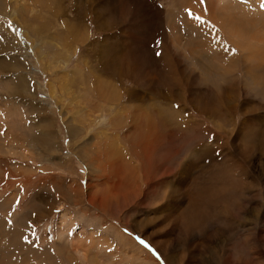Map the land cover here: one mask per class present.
I'll return each instance as SVG.
<instances>
[{"label": "rangeland", "instance_id": "rangeland-1", "mask_svg": "<svg viewBox=\"0 0 264 264\" xmlns=\"http://www.w3.org/2000/svg\"><path fill=\"white\" fill-rule=\"evenodd\" d=\"M261 2L0 0V264H264Z\"/></svg>", "mask_w": 264, "mask_h": 264}, {"label": "bare ground", "instance_id": "bare-ground-1", "mask_svg": "<svg viewBox=\"0 0 264 264\" xmlns=\"http://www.w3.org/2000/svg\"><path fill=\"white\" fill-rule=\"evenodd\" d=\"M189 34L191 35V32H189ZM255 36V35H254ZM180 45V44H179ZM187 46V45H186ZM192 46V45H191ZM130 47V46H129ZM192 52V51H191ZM190 52V53H191ZM194 52V51H193ZM138 57V56H137ZM200 57V56H199ZM199 57H197V58H199ZM196 58V59H197ZM199 60V59H198ZM90 68V67H89ZM200 68V67H199ZM96 71V70H95ZM104 73V72H103ZM102 75V76H101ZM101 75H97V76H95L96 77V79H94L95 80V86H96V88H97V90L98 89H105V90H110L108 87H107V85L105 84L106 82H109V83H112V82H110V80H106V76H104L102 73H101ZM83 76V75H82ZM94 77V78H95ZM154 78V77H153ZM88 80V79H87ZM90 80V79H89ZM113 81V80H112ZM149 81V80H148ZM83 83V82H82ZM114 83V82H113ZM112 83V84H113ZM90 84V83H89ZM93 85V84H92ZM85 86V85H84ZM114 87V86H113ZM113 87L111 88V89H113ZM117 87H118V85H117ZM102 95H103V93H102ZM146 95H144L143 97H145ZM108 97H109V95H108ZM108 97H107V99H108ZM111 97V96H110ZM97 98H98V96H97ZM106 100V99H105ZM103 101V100H102ZM111 108V107H110ZM155 116V115H154ZM160 118H161V113L158 115ZM150 117L152 118V116L150 115ZM149 117V118H150ZM147 121V120H146ZM145 121V122H146ZM144 123V122H143ZM150 123V122H149ZM140 126H142V125H140ZM147 126H149V125H147ZM150 126H151V124H150ZM153 126V125H152ZM157 126V125H156ZM116 128V127H115ZM117 129V128H116ZM157 128H149V130H147V128H146V130H147V132L145 133V134H141V141L143 142V147H140L141 149H143L144 151H145V155H146V157H147V160H150L151 159V157L153 156V154L156 152V148H157V146H159V144L158 145H156L155 146V143H160V142H162V140H163V136H158V134H157V130H156ZM142 131H144V130H142ZM116 139V138H115ZM174 139V138H173ZM138 142V141H137ZM131 143V142H130ZM175 143V142H174ZM111 145V144H110ZM138 146V145H137ZM127 147V146H126ZM110 148V147H109ZM112 148V147H111ZM131 148V147H130ZM127 149V148H126ZM125 149V150H126ZM129 149V148H128ZM119 150V149H118ZM123 150V149H122ZM131 150V149H130ZM142 150V151H143ZM136 151V150H135ZM112 152V151H111ZM128 152V151H127ZM130 152V151H129ZM138 152V151H137ZM107 153H108V150H107ZM110 158V157H109ZM110 160V159H109ZM146 160V159H145ZM148 162V161H147ZM114 163V162H113ZM130 163V162H129ZM117 164V163H116ZM149 164H150V162H149ZM129 165V164H128ZM120 166V165H119ZM131 166V165H130ZM188 166V168L189 167H191L190 165H187ZM132 168V167H131ZM127 169V168H126ZM129 170V169H128ZM132 170V169H131ZM135 170V169H134ZM130 171V170H129ZM145 171V170H144ZM120 171H118V175H120V176H117V177H121V179H122V181L124 180L123 178H122V175L119 173ZM125 172V171H124ZM128 172V171H127ZM133 172V171H132ZM129 173V172H128ZM126 175H128V174H126ZM186 175H188V174H186ZM185 175V176H186ZM185 176L184 177H180V179H179V184L180 183H183V181L185 180ZM188 178V177H187ZM121 181V182H122ZM119 182H120V179H119ZM124 184V183H123ZM124 186H127V185H125L124 184ZM182 186H183V184H182ZM131 188V187H130ZM140 188L139 187H134V190H139ZM130 190V189H129ZM128 191V189H127V187H125V190H124V192L122 193V194H124L125 195V193ZM188 197L189 198H192V201L194 200L193 199V195H192V197L190 196V194L188 195ZM175 212V211H174ZM161 243V242H160ZM163 247V246H162ZM166 249V248H165Z\"/></svg>", "mask_w": 264, "mask_h": 264}, {"label": "snow or ice", "instance_id": "snow-or-ice-1", "mask_svg": "<svg viewBox=\"0 0 264 264\" xmlns=\"http://www.w3.org/2000/svg\"><path fill=\"white\" fill-rule=\"evenodd\" d=\"M201 2H203V0H201ZM245 2H246V0H245ZM260 7L262 8V9H264V0H262V2H261V4H260ZM233 51H235V50H233ZM160 53L159 52H157V55H159ZM142 243H143V241H141Z\"/></svg>", "mask_w": 264, "mask_h": 264}]
</instances>
